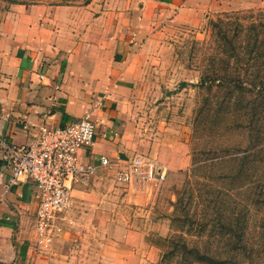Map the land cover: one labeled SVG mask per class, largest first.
Listing matches in <instances>:
<instances>
[{"label": "crops", "instance_id": "crops-1", "mask_svg": "<svg viewBox=\"0 0 264 264\" xmlns=\"http://www.w3.org/2000/svg\"><path fill=\"white\" fill-rule=\"evenodd\" d=\"M128 1L132 5L127 11L112 6L94 18L76 4L19 3L0 20V264L146 261L145 234L130 228L122 231L129 224L117 214L120 190L77 187L81 181L89 182L100 167L112 169L117 181L118 165H101V156L127 164L140 154L132 153L137 144L129 135L130 117L152 16L145 12L141 17L138 0ZM258 1L264 3L152 0L147 8L152 15L154 7L161 6L199 19L202 12L218 6ZM86 115L96 122V137L92 146L80 150L79 159L93 164L96 172L88 180L73 181L70 205L57 218L62 230L48 247L36 250L37 187L27 182L6 188L7 147L30 142L43 124L60 126ZM132 195L127 193V201L138 200Z\"/></svg>", "mask_w": 264, "mask_h": 264}, {"label": "rangeland", "instance_id": "rangeland-1", "mask_svg": "<svg viewBox=\"0 0 264 264\" xmlns=\"http://www.w3.org/2000/svg\"><path fill=\"white\" fill-rule=\"evenodd\" d=\"M111 1L0 0V20L19 3L76 4L91 11L93 18L102 11L111 10L112 6L123 12L132 5L128 0L121 4L114 2V5ZM151 1L138 0L136 3L141 17L146 12L149 18L152 16V21H149L151 27L148 25L143 41L146 56L142 76L132 96L129 135L135 137L137 144L132 153L149 155L165 164L167 176L162 181L139 180L126 185L115 181L112 169L100 167L89 182L81 181L77 186L120 190L117 214L122 222L128 220L129 224L122 226V231L129 228L141 231L148 241L147 246L142 247L146 251V261L142 264H159L166 237L174 229H180L173 219L175 202L186 185H196L192 170L193 148L197 145L211 154L215 151L224 153L228 146L223 144L230 140L243 136L249 140V134L244 132L246 127L242 130L233 127L242 122L232 121L231 116L226 115L229 108L219 104L229 91L217 87L209 90L201 87L199 82L204 70L222 62L215 58V53L226 47L227 38L247 36L250 22L264 20V3L261 1L236 7L218 6L202 12L199 19L161 6L154 7L152 15L151 9L147 8ZM129 191L137 201H127ZM255 220L254 216L252 223ZM258 231V228L253 229L255 242L262 243L264 233Z\"/></svg>", "mask_w": 264, "mask_h": 264}, {"label": "trees", "instance_id": "trees-1", "mask_svg": "<svg viewBox=\"0 0 264 264\" xmlns=\"http://www.w3.org/2000/svg\"><path fill=\"white\" fill-rule=\"evenodd\" d=\"M248 27L247 36L225 40L215 53L223 63L204 70L199 84L229 91L219 104L249 140H230L224 153L193 148L197 186L178 193L173 219L180 229L166 237L159 264H264V242L253 233H264V20Z\"/></svg>", "mask_w": 264, "mask_h": 264}, {"label": "built area", "instance_id": "built-area-1", "mask_svg": "<svg viewBox=\"0 0 264 264\" xmlns=\"http://www.w3.org/2000/svg\"><path fill=\"white\" fill-rule=\"evenodd\" d=\"M95 130L96 122L86 115L60 126L43 124L30 142L7 147L10 175L6 188L27 182L37 187L36 250L48 247L62 230L57 218L70 205L73 181L88 180L96 170L93 164H82L79 159L80 150L94 144ZM100 162L103 166L118 165L115 178L119 183L162 181L168 173L165 164L142 154L127 164L114 163L107 156H101Z\"/></svg>", "mask_w": 264, "mask_h": 264}]
</instances>
